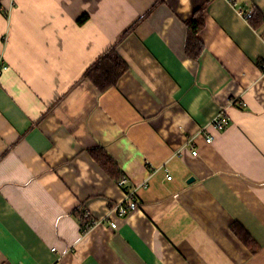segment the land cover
<instances>
[{"label": "crops", "instance_id": "obj_1", "mask_svg": "<svg viewBox=\"0 0 264 264\" xmlns=\"http://www.w3.org/2000/svg\"><path fill=\"white\" fill-rule=\"evenodd\" d=\"M234 2L0 0V264H264V24L245 19L264 0ZM115 46L129 70L102 92L85 74ZM77 208L99 222L85 235Z\"/></svg>", "mask_w": 264, "mask_h": 264}, {"label": "trees", "instance_id": "obj_2", "mask_svg": "<svg viewBox=\"0 0 264 264\" xmlns=\"http://www.w3.org/2000/svg\"><path fill=\"white\" fill-rule=\"evenodd\" d=\"M230 1L234 2L235 0ZM205 10V7L200 8L194 13L193 17L186 22V53L189 57L195 60L200 58L205 49V46L199 37L206 26ZM249 21L255 29H259L264 24V15L259 10L255 9L254 16ZM80 23H82V20ZM116 46L104 54L85 74V77L90 79L102 92L116 86L121 77H123V75L129 70L128 65L118 55ZM90 153L103 171L114 181L119 183L125 177L116 162L103 149H95ZM74 215L79 220L82 232L85 233L89 231V226L94 220L87 217L86 210L83 208H77ZM232 230L241 241L252 250H255L254 241L247 233H244L238 225L232 226Z\"/></svg>", "mask_w": 264, "mask_h": 264}, {"label": "built area", "instance_id": "obj_3", "mask_svg": "<svg viewBox=\"0 0 264 264\" xmlns=\"http://www.w3.org/2000/svg\"><path fill=\"white\" fill-rule=\"evenodd\" d=\"M254 16V12L253 11H249L245 14V19L246 20H251ZM9 69L8 64L6 63V61L4 60V58H0V77L7 72V70ZM238 102V101H237ZM236 101L232 102V105H234L235 103H237ZM230 117L228 114V107H223L221 108V110L219 111V113L215 116V118L210 122V124L208 126H205L204 128L201 129L200 133L201 134H206L207 133V138L206 141L208 144L213 143L214 138L212 135L208 134V129L211 127L216 131H224L225 129H227L230 125ZM185 148H189L192 151L193 155H197V152L193 146V139H189L186 147ZM169 180H172V177L169 175L168 176ZM128 184V180L126 177H124L119 183V187L124 189V187ZM142 187H147L146 184H144ZM138 188L133 189L131 191H129L126 196L125 199L122 200V202H120L119 204H116L112 210L111 213H116V215L120 218H125L127 217L130 213L134 212L135 210H137L138 205L135 201V193L137 191ZM87 213V217L88 218H92L90 212L86 211ZM109 218L105 221H108ZM99 224L98 221H93L92 224L89 226V231L91 229H93L95 226H97ZM111 227L115 230L118 229V224L115 222H111L110 223ZM89 231L83 233L84 235L87 234ZM53 251H55L53 249Z\"/></svg>", "mask_w": 264, "mask_h": 264}, {"label": "water", "instance_id": "obj_4", "mask_svg": "<svg viewBox=\"0 0 264 264\" xmlns=\"http://www.w3.org/2000/svg\"><path fill=\"white\" fill-rule=\"evenodd\" d=\"M191 181H193V179H192V180H190V182H191Z\"/></svg>", "mask_w": 264, "mask_h": 264}]
</instances>
